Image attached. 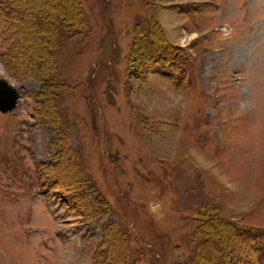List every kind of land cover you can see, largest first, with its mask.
<instances>
[{
  "label": "rangeland",
  "instance_id": "rangeland-1",
  "mask_svg": "<svg viewBox=\"0 0 264 264\" xmlns=\"http://www.w3.org/2000/svg\"><path fill=\"white\" fill-rule=\"evenodd\" d=\"M1 79L0 264H260L264 0H0Z\"/></svg>",
  "mask_w": 264,
  "mask_h": 264
},
{
  "label": "water",
  "instance_id": "water-1",
  "mask_svg": "<svg viewBox=\"0 0 264 264\" xmlns=\"http://www.w3.org/2000/svg\"><path fill=\"white\" fill-rule=\"evenodd\" d=\"M20 100L18 89L8 81L0 80V111L7 113L14 110Z\"/></svg>",
  "mask_w": 264,
  "mask_h": 264
},
{
  "label": "trees",
  "instance_id": "trees-1",
  "mask_svg": "<svg viewBox=\"0 0 264 264\" xmlns=\"http://www.w3.org/2000/svg\"><path fill=\"white\" fill-rule=\"evenodd\" d=\"M165 49H166L165 51H167L169 53V49H171V47H166ZM176 49L177 48H175V50ZM177 51H179V50L177 49ZM180 56H182L181 53H178V55L173 56V57H172V55H170L168 57H170L172 59V58H176V57H180ZM172 60L176 61L175 59H172ZM43 186H45V185H43ZM242 233L244 235H246L245 237H247L251 241V245L256 250L255 257H256L257 262H259L260 264H264V229H250L248 231L244 230Z\"/></svg>",
  "mask_w": 264,
  "mask_h": 264
}]
</instances>
